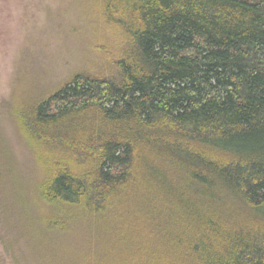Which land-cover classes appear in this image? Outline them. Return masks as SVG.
<instances>
[{
  "label": "trees",
  "instance_id": "1",
  "mask_svg": "<svg viewBox=\"0 0 264 264\" xmlns=\"http://www.w3.org/2000/svg\"><path fill=\"white\" fill-rule=\"evenodd\" d=\"M103 10L127 39L116 72H77L15 119L44 230L92 245L43 264H264V0Z\"/></svg>",
  "mask_w": 264,
  "mask_h": 264
},
{
  "label": "rangeland",
  "instance_id": "2",
  "mask_svg": "<svg viewBox=\"0 0 264 264\" xmlns=\"http://www.w3.org/2000/svg\"><path fill=\"white\" fill-rule=\"evenodd\" d=\"M103 1L0 0V264H43L44 251L55 244L92 246L87 233L44 230L39 171L15 119L77 72H116L127 39L105 16Z\"/></svg>",
  "mask_w": 264,
  "mask_h": 264
}]
</instances>
